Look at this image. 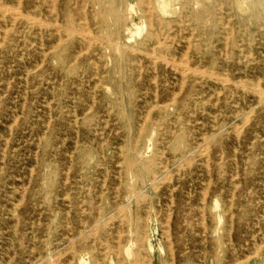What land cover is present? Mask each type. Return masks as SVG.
Returning a JSON list of instances; mask_svg holds the SVG:
<instances>
[{
  "label": "rangeland",
  "instance_id": "rangeland-1",
  "mask_svg": "<svg viewBox=\"0 0 264 264\" xmlns=\"http://www.w3.org/2000/svg\"><path fill=\"white\" fill-rule=\"evenodd\" d=\"M103 1L55 37L37 0L1 1L0 264H264V0H166L162 28Z\"/></svg>",
  "mask_w": 264,
  "mask_h": 264
},
{
  "label": "bare ground",
  "instance_id": "bare-ground-1",
  "mask_svg": "<svg viewBox=\"0 0 264 264\" xmlns=\"http://www.w3.org/2000/svg\"><path fill=\"white\" fill-rule=\"evenodd\" d=\"M2 1V0H1ZM0 1V17H2V18H6L7 17V15L8 14H13V16L14 15H17V13H16V11H13V8H9L10 6H7L6 4H3L2 2ZM19 1V0H18ZM73 1H77V0H63V5H60V4H57V0H37V2H35V4L32 6V11L35 13L34 14V23L38 26V27H46L47 28V30H50V32L52 33V35L51 36H53V34H54V37H55V35H56V33L58 34V36H59V34L60 33H63V32H65L66 31V33L67 32H70V31H72V30H75L76 29V27H78L77 25H76V23H75V21L73 20V15H72V6H73ZM84 1H88V2H90V3H97L98 5H99V13H101V14H104V13H106L107 12V10H106V8H105V5L103 4V0H84ZM117 1V0H116ZM126 0H119V2H121V3H123V2H125ZM140 1V3H142V5H143V7L141 8V16L142 17H144V18H148V19H150L152 22H153V17L154 18H157V25L159 26V28H162V27H164V26H167L170 22H169V20L167 21V20H164L160 15H161V13L163 14V13H167L168 12V1H166V0H139ZM113 2H114V0H113ZM19 4V3H18ZM193 4V3H192ZM222 4V3H221ZM14 5V4H13ZM20 5V4H19ZM19 5H17L18 7H19ZM88 6V5H87ZM184 6V5H183ZM182 6V7H183ZM131 8L132 6L131 5H129V4H127V9L128 8ZM185 7V6H184ZM221 7H222V5H221ZM45 8H46V10H45ZM129 8V9H130ZM18 9H20V8H18ZM86 9V8H85ZM111 10L109 11L112 15H114L115 16V25H116V27H117V29H116V31H115V33H113V34H115V35H117V36H119L120 35V31H121V27L122 26H127V29H129V25H128V22L130 21L129 19H128V17H126V15L124 14V12H122V11H120V10H117L116 8H110ZM183 9H185V8H183ZM182 9V10H183ZM18 11V10H17ZM157 11V12H156ZM83 13H84V10H83ZM127 13V12H126ZM124 14V15H123ZM22 14H20V16H21ZM84 15H85V13H84ZM87 15V14H86ZM85 15V16H86ZM96 15L97 14H95V13H91V16L93 17V18H95L96 17ZM12 16V17H13ZM23 16V15H22ZM21 16V17H22ZM24 16H26L25 14H24ZM258 16V15H257ZM17 16H15V18H16ZM27 17V16H26ZM30 17V16H29ZM19 18V17H18ZM253 18H254V16H253ZM85 19V18H84ZM188 19V18H187ZM14 20V19H13ZM28 21V20H27ZM87 21V20H86ZM147 21H149V20H147ZM151 21H149V22H151ZM7 22V21H6ZM29 22V21H28ZM30 22H31V20H30ZM229 22V21H228ZM10 23V22H9ZM11 23H12V21H11ZM89 23V22H88ZM88 23H87V26H88ZM5 24V23H4ZM14 24V23H13ZM150 24H152V23H150ZM149 24V25H150ZM153 25V24H152ZM12 26V25H11ZM86 27V26H85ZM100 27H101V29L103 28V29H108V25H107V21H106V19H105V17H102L101 18V20H100ZM151 27V26H150ZM170 27V26H169ZM88 28L89 27H87V30H88ZM152 28V27H151ZM8 29V28H7ZM78 29V28H77ZM1 30V29H0ZM14 30V29H13ZM79 30H81V31H83L82 30V28L80 29L79 28ZM78 30V31H79ZM85 30V29H84ZM9 31V30H8ZM80 31V32H81ZM179 31H180V29H179ZM4 32V31H3ZM79 32V33H80ZM5 33V32H4ZM8 33V32H7ZM21 33V32H20ZM87 33H88V35H89V33L90 32H88L87 31ZM87 33H85V34H87ZM134 33V32H133ZM193 33V32H192ZM19 34V33H18ZM84 34V33H83ZM179 34V33H178ZM7 35V34H6ZM78 35V34H77ZM80 35V34H79ZM233 35V34H232ZM68 36V35H67ZM72 36V35H71ZM92 36V35H91ZM114 36V35H113ZM150 36L152 37V38H154V36H155V38H157L158 36H157V32L155 33L154 31H153V34H150ZM100 37V36H99ZM102 37V36H101ZM180 37V36H179ZM42 38V37H41ZM86 38V37H85ZM85 38H84V40H85ZM88 38V37H87ZM170 38V37H169ZM191 38V37H190ZM89 39H91V37L89 38ZM99 39V38H98ZM109 39V38H108ZM226 39V38H225ZM5 40V39H4ZM46 40V39H45ZM102 40V39H101ZM42 41V40H41ZM59 41V40H58ZM87 41H89V40H87ZM94 41V40H93ZM157 41H158V39H157ZM169 41V40H168ZM172 41V40H171ZM4 42V41H3ZM90 42V41H89ZM60 43V42H59ZM58 43V44H59ZM61 43H63V42H61ZM60 43V44H61ZM95 43H98V42H95ZM100 43V42H99ZM173 43V42H172ZM225 43H227V42H225ZM91 44V43H90ZM111 45H113V42L112 43H110ZM249 44V43H248ZM0 45H1V43H0ZM109 45V44H108ZM110 45V46H111ZM191 45V44H190ZM227 45V44H226ZM91 46V45H90ZM89 46V48H91ZM224 46V45H223ZM222 46V47H223ZM54 47V46H53ZM112 47V46H111ZM187 47V46H186ZM190 47V46H189ZM220 47V46H219ZM247 47V46H246ZM43 48V47H42ZM55 48V47H54ZM191 48V47H190ZM189 48V49H190ZM226 48V47H225ZM224 48V49H225ZM228 48V47H227ZM82 49V48H81ZM248 49V48H247ZM53 50V49H52ZM89 50V49H88ZM133 50V49H132ZM153 50H155V49H153ZM234 50V49H233ZM82 51V50H81ZM187 51V50H186ZM217 51V50H216ZM221 51V50H220ZM84 52V51H83ZM83 52H82V54H83ZM86 52H88V51H85V53ZM135 52V51H134ZM140 52V51H139ZM81 53V52H80ZM155 53V52H154ZM246 53V52H245ZM47 54V53H46ZM227 54V53H226ZM225 54V55H226ZM222 55V54H221ZM224 55V56H225ZM81 56V55H80ZM146 56L148 57L149 55H147V53H146ZM163 56V55H162ZM187 56H188V54H187ZM228 56V55H227ZM226 56V57H227ZM69 57H71V56H69ZM77 57V56H76ZM150 57V56H149ZM164 57V56H163ZM225 57V58H226ZM46 58V57H45ZM151 58V57H150ZM154 58V57H153ZM44 59V58H43ZM159 59H160V57H159ZM158 59V60H159ZM183 59V58H182ZM192 59V58H191ZM160 60H162V59H160ZM163 60H166V59H163ZM162 60V61H163ZM187 60V59H186ZM75 61V60H74ZM154 61V60H153ZM156 61V60H155ZM174 61V63H175V60H173ZM246 61V60H245ZM126 63H127V65H128V67L130 66L129 64H130V62H128V61H125ZM248 62V61H247ZM43 63H44V60H43ZM96 63V62H95ZM167 63V62H166ZM171 63H172V61H171ZM170 63V64H171ZM179 63V62H178ZM177 63V64H178ZM183 63V62H182ZM186 63V62H185ZM188 63V62H187ZM243 63V62H242ZM141 64V63H140ZM181 64V63H180ZM189 64V63H188ZM40 65H42V64H40ZM94 66V65H93ZM97 66V65H96ZM154 66H155V64H154ZM166 66H167V64H166ZM264 66V65H263ZM131 67V66H130ZM157 67V66H156ZM173 67V66H172ZM184 67V66H183ZM196 67V66H195ZM38 68V67H37ZM182 68V67H181ZM185 68H186V66H185ZM191 68V67H190ZM173 69H175V67L173 68ZM104 70V69H103ZM129 70H130V68H129ZM176 70H177V68H176ZM191 70V69H190ZM205 70V69H204ZM35 71H36V69H35ZM202 71V70H201ZM200 71V73H202ZM9 72H10V70H9ZM18 72V71H17ZM186 72V71H185ZM188 72V71H187ZM186 72V73H187ZM194 72V71H193ZM205 72V71H204ZM181 73H182V69H181ZM27 74V73H26ZM185 74V73H184ZM196 74V73H195ZM205 74H206V72H205ZM208 74V73H207ZM256 74V73H255ZM142 75V74H141ZM203 75V74H202ZM186 75H184V77H185ZM200 76V75H199ZM198 76V77H199ZM209 76V75H208ZM212 76V75H211ZM210 76V77H211ZM220 76V75H219ZM23 77H24V75H23ZM97 77V76H96ZM202 77H204V76H202ZM209 77V78H210ZM215 77V76H214ZM216 77H218V76H216ZM215 77V78H216ZM221 77V76H220ZM219 77V78H220ZM227 77V76H226ZM251 77V76H250ZM212 78V77H211ZM222 78V77H221ZM225 78V77H224ZM227 78H229V77H227ZM22 79V78H21ZM139 79V78H138ZM184 79V78H183ZM201 79V78H200ZM230 79V78H229ZM13 80V79H12ZM227 80V79H226ZM259 80V79H258ZM261 80V79H260ZM184 81H186L185 79H184ZM217 81V80H216ZM219 81H220V79H219ZM156 82H157V80H156ZM220 82H222V81H220ZM233 82V81H232ZM231 82V83H232ZM184 83V82H183ZM224 83H225V81H224ZM228 83V82H227ZM226 83V84H227ZM251 83H253V82H251ZM259 83H261V82H259ZM62 84V83H61ZM98 84V83H97ZM222 84V83H221ZM236 84V83H235ZM258 84V83H257ZM28 85V84H27ZM96 85V84H95ZM245 84L243 83L242 85H241V87L242 86H244ZM254 85V84H253ZM158 86V85H157ZM184 86V85H183ZM223 86V85H222ZM246 86H248V85H246ZM250 86V85H249ZM248 86V87H249ZM260 86V85H259ZM151 87V86H150ZM251 87V86H250ZM45 88V87H44ZM96 88V87H95ZM94 88V89H95ZM184 88V87H183ZM182 88V89H183ZM215 88V87H214ZM244 88V87H243ZM260 88H262V87H259V89ZM157 89V88H156ZM208 89H210V88H208ZM263 89V88H262ZM181 90V89H180ZM256 91V90H255ZM259 91H262V90H259ZM26 92V91H25ZM221 92V91H220ZM258 92V91H257ZM264 92V91H263ZM95 93V92H94ZM214 93V92H213ZM217 93H218V91H217ZM222 93V92H221ZM233 94V93H232ZM259 94H262V92H259ZM157 95V94H156ZM176 95H177V93H176ZM154 96V95H153ZM232 96V95H231ZM157 97V96H156ZM1 98V97H0ZM94 98V97H93ZM229 98V97H228ZM156 99V98H155ZM232 99V98H231ZM230 99V100H231ZM260 99V98H259ZM26 100V99H25ZM258 100V99H257ZM174 101V100H173ZM172 101V102H173ZM220 101V100H219ZM94 103V102H93ZM204 103V102H203ZM237 103V102H236ZM250 103V102H249ZM194 104H196V103H194ZM25 104H23V106H24ZM48 105H50V104H48ZM94 105V104H93ZM51 106V105H50ZM156 106V105H155ZM155 106H154V108H155ZM187 106V105H186ZM239 106V105H238ZM264 106V105H263ZM189 107V106H188ZM225 107V106H224ZM237 107V106H236ZM249 107V106H248ZM24 108V107H23ZM173 109V108H172ZM251 109V108H250ZM92 110V109H91ZM151 110L152 109H150V111H148L149 112V114H150V112H151ZM233 110V109H232ZM254 110V109H253ZM253 110H252V112H253ZM23 111V110H22ZM174 111H175V109H174ZM212 112V111H211ZM250 112V111H249ZM178 113V112H177ZM262 113V112H261ZM86 114V113H85ZM108 114V113H107ZM148 114V115H149ZM249 113H247V115H248ZM251 115V114H250ZM109 116V115H108ZM246 116V115H245ZM240 117V116H239ZM249 117V116H248ZM248 117H247V119H248ZM217 118V117H216ZM52 119V118H51ZM76 120H78V119H76ZM217 120V119H216ZM246 120V119H245ZM244 121V120H243ZM246 121H249V120H246ZM17 122V120L15 121V123ZM213 122V121H212ZM98 123V122H97ZM14 124V123H13ZM144 124V123H143ZM76 125H78V124H76ZM126 125V124H125ZM203 125V124H202ZM239 125V124H238ZM244 126H245V124H243ZM243 125H242V127H243ZM247 125V124H246ZM105 126V125H104ZM144 126V125H143ZM172 126V125H171ZM240 126V125H239ZM105 128V127H104ZM145 128H146V126H145ZM236 128H237V126H236ZM143 129V128H142ZM11 130V129H10ZM105 130V129H104ZM224 130V129H223ZM227 130V129H226ZM242 130V129H241ZM12 131V130H11ZM108 131V130H107ZM231 131V130H230ZM240 131V130H239ZM111 132V131H110ZM140 132V131H139ZM142 132V131H141ZM220 132V131H219ZM228 133V132H227ZM235 133H236V131H235ZM211 134H212V132H211ZM237 134H238V132H237ZM141 135V134H140ZM240 135H241V133H240ZM151 136V135H150ZM214 136V135H213ZM238 136H239V134H238ZM78 137V136H77ZM153 137V136H152ZM155 137V136H154ZM150 138V137H149ZM156 138V137H155ZM164 138V137H163ZM203 138H206V137H203ZM237 138H239V137H237ZM138 139V138H137ZM210 139V138H209ZM123 140V139H122ZM206 140V139H205ZM205 140H203L204 141V143L206 142ZM39 141H40V139H39ZM151 141V140H150ZM173 141V140H172ZM7 142V141H6ZM178 142V141H177ZM183 142V141H182ZM182 142H180V143H182ZM192 142V141H191ZM150 143H152V142H150ZM94 144V143H93ZM192 144V143H191ZM208 144V143H207ZM181 145V144H180ZM183 145V144H182ZM199 145V144H198ZM201 145V144H200ZM39 146V145H38ZM184 146V145H183ZM186 146V145H185ZM210 146V145H209ZM108 147V146H107ZM199 147V146H198ZM197 147V148H198ZM201 147H202V145H201ZM151 148V147H150ZM164 148V147H163ZM176 148V147H175ZM179 148V147H178ZM94 149H97V148H94ZM121 149V148H120ZM192 149V148H191ZM190 149V150H191ZM204 149V148H203ZM202 149V150H203ZM206 149V148H205ZM185 150H186V148H185ZM149 151H150V149H149ZM160 151V150H159ZM165 151H167V150H165ZM188 151V150H187ZM198 151V150H197ZM206 151V150H205ZM236 151V150H235ZM37 152V151H36ZM64 152V151H63ZM202 152V151H201ZM201 152H197V153H201ZM204 152V151H203ZM202 152V153H203ZM188 153H189V151H188ZM192 153V152H191ZM205 153V152H204ZM203 153V154H204ZM208 153V152H207ZM123 154V153H122ZM121 154V155H122ZM209 154V153H208ZM207 154V155H208ZM103 156V155H102ZM188 156V155H187ZM186 156V157H187ZM192 156H193V154H192ZM201 156V155H200ZM199 156V157H200ZM204 157V156H203ZM246 157H247V155H246ZM192 158V157H191ZM209 158V157H208ZM248 158V157H247ZM72 159V158H71ZM104 159V158H103ZM162 159V158H161ZM198 159V158H197ZM221 159V158H220ZM236 159V158H235ZM101 160V159H100ZM232 160V159H231ZM237 160V159H236ZM249 160V159H248ZM195 161H196V159H195ZM201 161H202V158H201ZM150 162V161H149ZM248 162V161H247ZM128 163V162H127ZM139 163V162H138ZM152 163V162H151ZM160 163V162H159ZM209 163V162H208ZM235 163V162H234ZM129 164V163H128ZM131 164V163H130ZM118 165V164H117ZM116 165V166H117ZM181 165V164H180ZM208 165V164H207ZM215 165V164H214ZM222 166H224V165H222ZM238 166V165H237ZM127 167H128V165H127ZM138 167V166H137ZM210 167V166H209ZM221 167V166H220ZM247 167V166H246ZM135 168V167H134ZM148 167H146V169H147ZM183 168H185V167H183ZM70 169V168H69ZM68 169V170H69ZM139 169V168H138ZM143 169H144V166H143ZM179 169H181V168H179ZM207 169V168H206ZM218 169V168H217ZM221 169V168H220ZM219 169V170H220ZM237 169V168H236ZM32 170V169H31ZM150 170V169H149ZM185 170V169H184ZM218 170V171H219ZM151 171V170H150ZM153 171V170H152ZM186 171V170H185ZM236 171H238V170H236ZM132 172V171H131ZM135 172V171H134ZM149 172V171H148ZM147 172V173H148ZM31 173V172H30ZM236 173V172H235ZM256 173V172H255ZM67 175L69 174V173H66ZM171 174V173H170ZM210 174V173H209ZM238 174V173H237ZM236 174V175H237ZM250 174V173H249ZM259 174V173H258ZM31 175V174H30ZM108 175V174H107ZM138 175V174H137ZM206 175V174H205ZM222 175V174H221ZM131 176V175H130ZM228 176V175H227ZM69 177V176H68ZM164 177H166V176H164ZM163 177V178H164ZM234 177V176H233ZM155 178V177H154ZM161 178V177H160ZM202 178V177H201ZM131 179V178H130ZM229 179H230V177H229ZM256 179V178H255ZM260 179V178H259ZM121 180V179H120ZM190 180H192V179H190ZM234 180V179H233ZM67 181V180H66ZM65 181V182H66ZM69 181V180H68ZM67 181V182H68ZM81 181V180H80ZM82 182V181H81ZM104 182H106V180L104 181ZM238 182V181H237ZM121 183V182H120ZM134 183V182H133ZM86 184V183H85ZM84 184V185H85ZM91 184V183H90ZM153 184V183H152ZM210 185V184H209ZM208 185V186H209ZM81 186V185H80ZM88 186V185H87ZM93 186V185H92ZM121 186V185H120ZM211 186V185H210ZM100 187V186H99ZM133 187V186H132ZM235 187L237 188V186L235 185ZM118 188V187H117ZM136 188V187H135ZM134 188V189H135ZM106 189V188H105ZM133 189V190H134ZM174 189V188H173ZM206 189V188H205ZM204 189V190H205ZM264 189V188H263ZM102 190V189H101ZM158 190V189H157ZM209 190V189H208ZM228 190V189H227ZM234 190H235V188H234ZM137 191V190H136ZM190 191V190H189ZM50 192V191H49ZM107 192V191H106ZM118 192H119V190H118ZM133 192V191H132ZM172 192V191H171ZM25 193V192H24ZM104 193V192H103ZM205 193V192H204ZM217 193V192H216ZM50 194V193H49ZM100 194V193H99ZM169 194V193H168ZM190 194H191V192H190ZM233 194V193H232ZM235 194V193H234ZM67 195V194H66ZM101 195V194H100ZM103 195V194H102ZM101 195V196H102ZM137 195V194H136ZM171 195V194H170ZM55 196V195H54ZM100 196V197H101ZM203 196V195H202ZM67 197H69L68 195H67ZM146 197V196H145ZM264 197V196H263ZM80 198V197H79ZM131 198V197H130ZM174 197H172V199H173ZM190 198V197H189ZM206 198V197H205ZM235 198V197H234ZM259 198V197H258ZM56 199V198H55ZM59 199V198H58ZM102 199V198H101ZM136 199H138L137 197H136ZM135 199V200H136ZM172 199H170V200H172ZM69 200V199H68ZM127 200V199H126ZM202 200H204V199H202ZM215 200V199H214ZM213 200V201H214ZM216 200H218V199H216ZM234 200V199H233ZM56 201V200H55ZM84 201V200H83ZM90 201V200H89ZM91 201H92V199H91ZM230 201L232 202V200L230 199ZM261 201V200H260ZM71 202V201H70ZM78 202V201H77ZM76 202V204H78ZM86 202V201H85ZM149 202H150V200H149ZM187 202V201H186ZM198 202V201H197ZM203 202V201H202ZM21 203V202H20ZM19 202H18V204H20ZM92 203V202H91ZM140 203V202H139ZM138 203V206L140 205ZM151 203V202H150ZM149 203V204H150ZM201 203V202H200ZM204 203V202H203ZM218 203L219 202H217V201H215V207H218ZM93 204V203H92ZM122 204V203H121ZM164 204V203H163ZM172 204V203H171ZM195 204V203H194ZM251 204V203H250ZM100 205V204H99ZM123 205V204H122ZM142 205H144V204H142ZM161 205V204H160ZM167 205V204H166ZM196 205H198V204H196ZM214 205V204H213ZM233 205V204H232ZM231 205V206H232ZM19 206V205H18ZM81 206V205H80ZM90 206H92V205H90ZM125 206V205H124ZM150 206H151V204H150ZM168 206V205H167ZM200 206V205H199ZM204 206H206L205 205V203H204ZM203 206V207H204ZM264 206V205H263ZM16 207V206H15ZM121 207V206H120ZM142 207V206H141ZM170 207V206H169ZM197 207V206H196ZM77 208V207H76ZM80 208V207H79ZM140 208V207H139ZM151 208V207H150ZM211 208H213V207H211ZM219 208H220V206H219ZM118 209H120V211H121V208H119L118 207ZM122 209H124V208H122ZM214 209V208H213ZM217 209V208H216ZM263 209V208H262ZM80 210H82V209H80ZM99 210V209H98ZM150 210V209H149ZM170 210V209H169ZM222 210V209H221ZM231 210V209H230ZM240 210V209H239ZM14 211H15V209H14ZM101 211V210H100ZM118 211V210H117ZM119 211V212H120ZM211 211V210H210ZM217 211V210H216ZM66 212V211H65ZM151 212V211H150ZM156 212V211H155ZM169 212V211H168ZM190 212V211H189ZM226 212H227V210H226ZM15 213V212H14ZM55 213V212H54ZM161 213V212H160ZM172 213V212H171ZM171 213H170V216H171ZM214 213V212H213ZM69 214V213H68ZM99 214V213H98ZM110 214V213H109ZM120 214V213H119ZM122 214H123V212H122ZM169 214V213H168ZM190 214V213H189ZM199 214V213H198ZM202 214H203V211H202ZM205 214V213H204ZM203 214V215H204ZM222 214V213H221ZM15 215V214H14ZM111 215V214H110ZM125 215V214H124ZM183 215V214H182ZM216 215V214H215ZM219 215V214H218ZM100 216V215H99ZM232 216V215H231ZM110 217V216H109ZM120 217V216H119ZM148 217V216H147ZM183 217V216H182ZM192 218H193V216H191ZM199 217V216H198ZM215 217V216H214ZM114 218V217H113ZM146 218V217H145ZM185 218H186V216H185ZM216 218V217H215ZM233 218V217H232ZM264 218V217H263ZM117 219V218H116ZM187 219V218H186ZM204 219V218H203ZM147 220H149V218L147 219ZM193 220V219H192ZM219 220V219H218ZM230 220V219H229ZM231 220H233V219H231ZM264 220V219H263ZM96 221V220H95ZM109 221V220H108ZM107 221V222H108ZM121 221H123V220H121ZM170 221V220H169ZM186 221V220H185ZM196 221L198 222V220L196 219ZM217 221V220H216ZM40 222V221H39ZM97 222V221H96ZM110 222H111V220H110ZM130 222V221H129ZM190 222H192V221H190ZM206 222V221H205ZM87 223V222H86ZM123 223V222H122ZM122 223H121V226H123L122 225ZM186 223V222H185ZM224 223V222H223ZM233 223V222H232ZM94 224H96L95 222H94ZM120 224V223H119ZM137 224V223H136ZM157 224V223H156ZM219 224V223H218ZM18 225V224H17ZM105 225V224H104ZM107 225V224H106ZM105 225V226H106ZM108 225H109V223H108ZM107 225V226H108ZM146 225H147V223H146ZM167 225V224H166ZM168 225H169V223H168ZM222 225V224H221ZM259 225V224H258ZM94 226V225H93ZM233 226V225H232ZM95 227V226H94ZM97 227V226H96ZM147 227V226H146ZM145 227V228H146ZM169 227V226H168ZM204 227V226H203ZM215 227V226H214ZM102 228V227H101ZM100 228V229H101ZM148 228V227H147ZM151 228V227H150ZM156 228H157V226H156ZM170 228V227H169ZM206 228V227H205ZM219 228H220V226H219ZM261 228V227H260ZM93 229H95V228H93ZM121 229H122V227H121ZM120 229V230H121ZM131 229V228H130ZM207 229V228H206ZM214 229H216V228H214ZM213 229V230H214ZM262 229V228H261ZM72 230V229H71ZM104 230V229H103ZM103 230H101V231H103ZM119 229L117 230V232H121ZM129 230V229H128ZM224 230V229H223ZM130 231V230H129ZM142 231V230H141ZM166 231H167V229H166ZM89 232V231H88ZM95 232H96V230H95ZM110 232H112V231H110ZM123 232H124V230L122 231V234H123ZM168 232H169V229H168ZM131 233V232H130ZM204 233V232H203ZM217 233V232H216ZM220 233V232H219ZM231 233V232H230ZM121 234V233H120ZM121 234V235H122ZM145 234V233H144ZM205 234V233H204ZM109 235H111V234H109ZM119 235V234H118ZM168 235V234H167ZM170 235V234H169ZM214 235V234H213ZM90 236H92V235H90ZM124 236V235H123ZM137 236V235H136ZM147 236V235H146ZM122 237V236H121ZM171 237V236H170ZM204 237V236H203ZM230 237H231V235H230ZM120 238V237H119ZM143 238H145V237H143ZM147 238V237H146ZM145 238V239H146ZM150 238V237H149ZM135 239H137V238H135ZM141 239V238H140ZM151 239V238H150ZM204 239V238H203ZM72 240V239H71ZM70 240V241H71ZM120 240V239H119ZM96 241V240H95ZM94 241V242H95ZM143 241V240H142ZM170 242H171V240H170ZM183 242V241H182ZM188 242V241H187ZM253 242V241H252ZM72 243V242H71ZM211 243V242H210ZM257 243V242H256ZM73 244H74V246H75V243L73 242ZM129 244V243H128ZM73 246V245H72ZM96 246V245H95ZM118 246H119V244H118ZM133 246V245H132ZM144 246V245H143ZM142 246V247H143ZM171 246V245H170ZM169 246V247H170ZM186 246V245H185ZM222 246V245H221ZM225 246V245H224ZM136 247H138V246H136ZM145 247V246H144ZM172 247V246H171ZM170 247V248H171ZM226 247V246H225ZM75 248V247H74ZM74 248H72V249H74ZM117 248H119V247H117ZM149 248V247H148ZM256 248V247H255ZM120 249V248H119ZM132 249V248H131ZM146 249V248H145ZM151 249V248H150ZM149 249V250H150ZM159 249H161V248H159ZM173 249V248H172ZM171 249V250H172ZM125 250V249H124ZM143 250V249H142ZM147 250V249H146ZM73 251H75V250H73ZM116 251H117V249H116ZM128 251H129V249H128ZM148 251V250H147ZM173 251V250H172ZM257 251V250H256ZM60 252V251H59ZM70 252V251H69ZM66 253H68V252H66ZM66 253L64 254V255H66ZM131 254V252L128 254V255H130ZM136 254V253H135ZM62 255V254H61ZM106 255V254H105ZM119 255V254H118ZM127 255V254H126ZM254 255H255V253H254ZM63 256V255H62ZM131 256V255H130ZM52 257V256H51ZM60 257V256H59ZM74 257V256H73ZM96 257V256H95ZM116 257H119V256H116ZM123 257V256H122ZM57 258V257H56ZM61 258V257H60ZM81 258H82V256H81ZM128 258V257H127ZM173 258V257H172ZM206 258V257H205ZM50 259H52V258H50ZM49 259V260H50ZM48 260V261H49ZM98 260V259H97ZM119 260V259H118ZM175 260V259H174ZM56 261V260H55ZM128 261H129V259H128ZM134 261V260H133ZM11 261H9V264H11L10 263ZM35 262V261H34ZM50 262H51V260H50ZM66 262V261H65ZM86 262V261H85ZM89 262V261H88ZM98 262V261H97ZM238 262V261H237ZM240 262V261H239ZM70 263V262H69ZM134 263V262H133ZM53 264H54V260H53ZM108 264H113L111 261L108 263ZM121 264V263H120ZM172 264V263H171ZM236 264V263H235Z\"/></svg>",
  "mask_w": 264,
  "mask_h": 264
}]
</instances>
